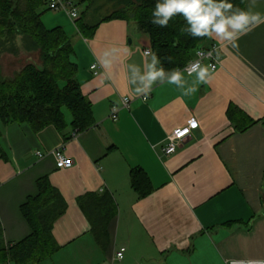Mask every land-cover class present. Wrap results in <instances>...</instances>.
Masks as SVG:
<instances>
[{"label":"crops","instance_id":"1","mask_svg":"<svg viewBox=\"0 0 264 264\" xmlns=\"http://www.w3.org/2000/svg\"><path fill=\"white\" fill-rule=\"evenodd\" d=\"M244 1L245 9L252 7ZM253 10L264 13V0H257ZM58 17L64 22L55 19L59 26L52 29L74 36L77 81L95 124L84 132L61 133L53 126L35 132L27 124L0 123L3 245L13 247L31 235L21 207L39 194L38 181L48 178L67 208L52 230L61 250L41 264L264 261V24L242 35L237 48L219 38L202 44L221 47V67L207 84L196 74L183 73L181 83L158 79L144 101L134 92L143 84L129 79L131 65L143 75L145 63H151V55L143 56L150 49L147 36L133 33L127 21L113 20L85 39L76 22L63 12ZM42 21L46 28L56 26L47 17ZM105 59L111 61L108 67L101 64ZM125 97L132 100L129 109L121 107ZM113 107L120 108L117 121L111 118ZM245 117L254 124L240 132L233 121ZM192 119L197 126L191 135L174 155L165 156L168 137ZM57 152L73 160L72 168L59 167ZM133 171L146 178L147 196L133 188ZM104 194L115 206L106 249L94 239L80 207V199ZM121 248L126 252L120 261Z\"/></svg>","mask_w":264,"mask_h":264},{"label":"trees","instance_id":"2","mask_svg":"<svg viewBox=\"0 0 264 264\" xmlns=\"http://www.w3.org/2000/svg\"><path fill=\"white\" fill-rule=\"evenodd\" d=\"M74 1L80 9L77 30L85 39H92L103 23L113 20L134 22L147 36L151 54L155 53L158 61L155 67H162L166 73L164 80L168 79L172 69H183L189 64L193 53L209 39L182 31V28L191 27L182 17L170 18L167 26L152 24L151 20L156 19L152 17L156 0H120L121 8L95 24L87 19L92 0ZM232 2L245 9L244 0ZM47 11L50 10L46 0H0V53L19 50L18 38L21 37L26 50L41 54L40 64H27L13 80L0 78V123L27 124L35 132L49 126L61 133L68 128L84 132L93 127L95 121L92 105L83 96L77 81L74 45L62 28L45 27L42 16ZM68 115L72 119L70 123ZM230 117L233 119L231 112ZM241 122L233 121L240 132L254 124L246 117ZM131 177L132 186L140 196L150 194L141 172L133 171ZM38 188L39 194L21 207L32 233L13 247L6 248L0 240V264H41L61 250L52 230L67 204L48 178L40 179ZM80 207L91 224L94 239L106 249L108 226L115 215L112 199L107 194L89 195L80 199Z\"/></svg>","mask_w":264,"mask_h":264},{"label":"clouds","instance_id":"3","mask_svg":"<svg viewBox=\"0 0 264 264\" xmlns=\"http://www.w3.org/2000/svg\"><path fill=\"white\" fill-rule=\"evenodd\" d=\"M257 0H249L247 9H242L234 6L232 0H156L152 10L151 23L154 25L167 26L170 18L182 17L184 23L191 25L190 28H182L184 32H190L193 36L219 38L220 41L228 42L233 48H237L236 41L254 27L264 24V13L254 11ZM182 16H176V14ZM117 51V49H113ZM109 52H104L108 56ZM149 52H144L143 56L148 57ZM151 63H145L146 72L141 75L138 66L131 65L133 68L132 78L129 79L130 84H135L137 79L143 84V87L134 89L136 95H142L147 100L152 89V85L158 79L161 83L164 82L165 71L161 67L157 69V58L155 53L151 54ZM171 58H169L170 60ZM103 67H108L111 64L109 60H102ZM212 66L202 65L199 60L191 62L183 69H172L168 74L167 83H181L183 72H188L191 76L196 74L199 82L207 84L212 78ZM190 91H196L191 89ZM187 94V93H186ZM256 264H264V261H258Z\"/></svg>","mask_w":264,"mask_h":264},{"label":"built area","instance_id":"4","mask_svg":"<svg viewBox=\"0 0 264 264\" xmlns=\"http://www.w3.org/2000/svg\"><path fill=\"white\" fill-rule=\"evenodd\" d=\"M47 7L50 11H58L65 13L72 21L76 22L80 18V9L76 5L74 0H46ZM145 52H149L151 55L150 49H147ZM199 60L202 65H211L212 71H216L221 67L222 55H221V47L218 45H212L208 48H201L195 52V57L189 62H195ZM188 65V64H187ZM186 67V66H185ZM184 67V68H185ZM183 68V69H184ZM92 71L94 75L98 74L99 66H92ZM183 69H181L183 71ZM187 75L188 72H183ZM193 75V74H192ZM190 76V75H189ZM144 99V98H143ZM144 101H146L144 99ZM132 100L129 97L122 98L121 107L124 109H129ZM119 107H113L111 118L113 121H117V114L119 112ZM195 125V126H193ZM197 126V122L195 119L189 121L188 126L184 128L175 129L172 134L168 137V143L163 148V154L165 156L174 155L178 148L186 141V139L191 135L192 130ZM37 155L40 159L44 157V154L41 152H37ZM55 157L57 163L62 169H70L73 166V160L64 156L61 152L55 153ZM126 249L121 248L116 252V258L118 260H123Z\"/></svg>","mask_w":264,"mask_h":264},{"label":"rangeland","instance_id":"5","mask_svg":"<svg viewBox=\"0 0 264 264\" xmlns=\"http://www.w3.org/2000/svg\"><path fill=\"white\" fill-rule=\"evenodd\" d=\"M91 2V10L87 15V19L92 24L99 22L102 18L111 15L115 10L121 8L120 0H92ZM59 15L60 12L58 11H47L45 14H43L42 18L47 17L51 19L52 22L56 23V26H49V28L47 27L48 29L59 26V24H57L58 22H56L57 20L55 19H59L60 21L64 22V17H58ZM67 18L69 19L68 16ZM130 28L133 30V33L136 32V35L145 36L139 31L137 25L134 22L130 23ZM70 38L72 42L75 43L74 36H71ZM18 40L19 46L17 47L19 50L16 48L13 52L2 51L0 53V78L3 80H13L16 75H18L29 63L40 64L41 54L36 51L26 50L24 40L21 37H19ZM130 41L131 40H129V43Z\"/></svg>","mask_w":264,"mask_h":264},{"label":"snow or ice","instance_id":"6","mask_svg":"<svg viewBox=\"0 0 264 264\" xmlns=\"http://www.w3.org/2000/svg\"><path fill=\"white\" fill-rule=\"evenodd\" d=\"M193 126H195V125H193Z\"/></svg>","mask_w":264,"mask_h":264}]
</instances>
